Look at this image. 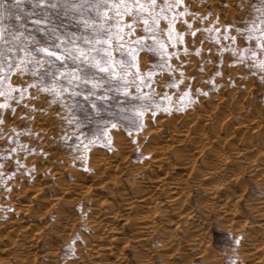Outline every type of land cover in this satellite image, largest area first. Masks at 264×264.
<instances>
[{
    "label": "rangeland",
    "instance_id": "obj_1",
    "mask_svg": "<svg viewBox=\"0 0 264 264\" xmlns=\"http://www.w3.org/2000/svg\"><path fill=\"white\" fill-rule=\"evenodd\" d=\"M185 4H189V0H185ZM238 4H241L242 10L237 8ZM250 5H254L256 9L261 7L259 0H243V3L242 0H191L188 11L191 13L198 12L199 16L203 19H195L192 15H189L182 18L189 22L188 25L180 21L175 23V31L183 35L182 44H176L175 48L169 46L163 53L141 51L138 57V77L132 75L137 72L135 66L125 65L126 70L129 72V75L125 77V79L132 81L128 89L131 93L129 100L132 101L133 97L140 96L141 99L139 103L147 101V107L142 109L144 114L141 120L137 122L136 126H133L130 120H123L121 118L119 121L116 119L111 121L112 123H118L117 128L108 127L105 129L103 120H109L111 117L105 113L103 120L91 118L88 106L81 103L79 107L75 108V112L72 114V119L74 121H83L82 125L76 126L74 135L73 126L67 123L65 119L66 113L57 103V98L46 95L37 96V93L33 90H29L31 92V98L26 96L23 101H19L17 97V100L9 101L14 112L0 108V249L3 250V253L0 254V262L8 261L12 264H17L20 263L22 259L21 264H92L94 261L103 260L106 262L104 264H118L116 257L113 255L106 261L94 257L92 253L87 251L88 248H90V244H95L97 242L104 243L108 240V238L96 240L95 234L97 233V229L91 228L87 222L89 216H93L89 208L97 206L98 203L100 204L98 201L102 200L101 198L104 197L103 195H105V197L109 196L108 200L115 198L116 201L118 200V202H120L118 199L120 191L124 192L126 188L127 191H132V185H136L133 184V181L138 183L137 181L141 182L143 180L142 176L144 177L145 170L140 169H145L151 162L147 148L149 150V146H153L152 141H150L151 139H148L152 138L154 135L151 131L153 130V126L161 127L164 129V132L167 130L166 133L171 128L168 133H172L175 128L186 129L189 127L195 130L199 120V122L201 121V124H203L198 127V129H200L199 131L206 129V131H202V133L205 132L209 134L211 131L213 133V129L211 130L210 127H212V121H215L214 124H217V126L219 123L223 124V128L225 124L228 128L231 124L229 129H232V125L234 128L245 126L249 128L248 131L250 130V134H253V140H257L255 139V131L259 128H261V130L264 129V75H262L261 69L258 67V62L252 57L251 52H244L246 48H251L253 51H256V44L249 42L246 34L241 36L237 31L241 28V20L239 17H243L247 21H251L254 18L255 13L252 12V9L249 7ZM124 19L128 20L129 18L125 17ZM229 21L232 22V28L227 27ZM159 26L163 29L167 27V24L165 21H161ZM257 26L259 27V25ZM68 27L72 31L78 30L76 24H69ZM133 28L135 29L134 35L129 40L123 41L125 51L123 53H114L119 59L127 61L129 59L127 46L143 35L140 24L133 25ZM200 28L220 29L219 41L217 42L212 38L217 35L215 32L210 36L206 31H197V29ZM123 31H127V29H123ZM191 32H196V36L193 37L190 34ZM224 32H227L234 39H224ZM157 35L161 41L167 42L166 32L157 33ZM202 39L204 40L203 44H201ZM193 40L195 41L194 45L191 43ZM144 43L151 44L152 41L147 40L144 41ZM184 47L188 48L187 54L182 51ZM196 49H200L199 54L196 53ZM234 49H239L240 52H244L245 58L242 63L239 52L233 55ZM173 52H178V57L173 55L171 59H168V54ZM258 55H260L261 59H264V54L258 53ZM2 74L3 73H0V75ZM10 82L13 85L17 84L14 74L11 75ZM7 83L8 82H5V87ZM4 102V98L0 97V103ZM233 102H237L238 104ZM249 103L253 105L251 106ZM248 104L251 108H249ZM114 107H117L118 110V106L115 102ZM182 107L184 108L182 109ZM207 107H211L212 109H208ZM224 110L225 112L227 111L228 115L227 113L225 114ZM179 111L181 112L179 113ZM205 111H207L208 114ZM217 112H220L219 115L225 119H219L220 117ZM211 113L214 117L212 119ZM223 113L225 116L222 115ZM201 114L205 115L199 118ZM214 114H217V117H215ZM231 114L232 116H230ZM126 115L135 116V112L130 111L126 113ZM203 117L208 118L203 120ZM190 118H194L193 122H190ZM168 121H171L172 124L170 122V124H166ZM240 121H242V124ZM243 121L245 122L243 123ZM232 122L234 124H232ZM257 123H261L260 126H257ZM192 125L195 127H192ZM149 126H152V128L150 129ZM164 126L166 127L164 128ZM252 126L253 128H251ZM137 127H139V130H137ZM227 127L222 129V136L226 135ZM172 128L174 129L172 130ZM104 131H107V136L103 134ZM129 133H131V135H129ZM212 133H210V135ZM239 133L242 132L240 131ZM77 137L82 143H77ZM143 142H146L145 147L143 146ZM238 142L240 143L241 141L237 140V143ZM256 143L257 145L264 146L262 142ZM249 144L252 143L250 142ZM257 149L253 150L257 151ZM112 152L116 154V159ZM205 152L207 153V151ZM106 156L111 159L110 162L115 161L112 165L108 164L109 169H111L113 173L107 172L108 169L105 172L101 170L100 167L102 166H99L101 165L100 158ZM200 158V156L194 157L195 164L198 163L196 164L198 166L201 165ZM141 159H144V161ZM116 162L117 164L119 163V165L122 164L121 167L119 166L118 168ZM63 163L64 166L62 165ZM65 164L67 166H65ZM143 165L145 168L142 167ZM136 166H139V168L141 166V168L139 169ZM135 167L137 170L134 169ZM57 168L60 173L57 172ZM98 169H100L99 173L96 171ZM119 169H122V172L119 171ZM240 172L243 175H241ZM107 173L109 178L106 176ZM239 174L241 175H239L240 184L238 185L237 183L234 186L235 188L239 187L236 189L233 187L234 192L236 190L239 191L238 195H236L237 198L234 195L237 204L236 208L240 214L237 218L239 221L236 220V222L232 223L228 216H222L218 207L219 205H216L217 207L213 209L209 207V193H207L206 187L203 186L206 180L203 181L205 178L201 177V180L197 181L199 179L196 178L197 176L195 174V178L192 177L194 180L191 179V183H189L187 186L188 188H186L187 195L185 198H187V202L189 200L187 203L189 205V210L207 215L203 216V218L206 217V227L201 233L202 235H200L199 244L201 245H198L200 246L199 248L198 246L187 247V243L190 242L189 239L192 234L196 232L183 222H177L179 224L181 223L180 225L175 224V222L172 224L173 226L168 225L166 226L168 228L165 229H167L166 231L174 230L178 225L177 238L179 247L181 246L182 249L179 251L174 248H161L163 246L160 237L155 234V236L149 239L147 244L149 250L152 251L148 254L152 264H264V261L261 262V258L248 256L251 255L249 254L250 252L247 251L244 241H240L237 235L240 229H247V227L256 222V217L253 216L252 212H249V207L252 204H258L259 201L264 198V186L260 182V176H254L249 171L247 172L246 169L239 171ZM36 176L38 179H36ZM241 177L243 180H241ZM102 179L105 180V182H103ZM65 182L67 183L65 184ZM120 182L121 185H119ZM70 183L72 184L70 185ZM107 183L109 186H107ZM112 183L113 185H111ZM69 186H72L75 190L71 187L72 190H70ZM118 186L119 188H117ZM122 186L124 191L120 189ZM39 187L42 189L39 190ZM63 187H67L66 191ZM85 187H88L87 190ZM82 188H85V190H80ZM91 189L94 194L98 195L94 199L89 200L84 196L86 194L84 192L89 191L92 193ZM111 189L114 192H108V190L110 191ZM42 190L44 192L46 191V193ZM39 191L43 192V197L45 196L49 199L44 198L39 200L38 197L37 200L34 199V195ZM70 191L72 193L75 192L72 194ZM77 191H84V194H81L82 192L80 193L83 197L79 195ZM94 191H96V193ZM237 191L235 193H237ZM116 192H118V194ZM32 193H34V195ZM69 193H71L70 195L72 196H70ZM57 195L59 197H57ZM62 195L65 197L63 198ZM28 196H31V200ZM91 200L92 202L95 200L93 202L94 204L90 203ZM37 202L40 203L38 204ZM43 202H46L47 205ZM44 205H46V207ZM24 206H26V208ZM61 206H63V208ZM56 207H61L60 211L62 214L58 211L59 208L57 209ZM30 208H32V210H30ZM34 210L36 211L35 213H30ZM67 211L70 212L67 213ZM204 211H206V213H204ZM60 214L62 216L69 214L70 218L66 224L59 223L60 221H58V219L60 218ZM83 215L86 218H84ZM127 215L125 216L129 218L131 213ZM126 221L127 220L123 218L117 225L121 232V237H123L126 242L122 239L121 242L116 245L115 251L118 254L120 253L119 255L124 257L129 264H137L138 260L149 258V256L140 257L139 251L136 249L139 245L134 237L132 228H129L130 226ZM31 223L35 227L31 225L33 228H29V224ZM20 224H22V227ZM25 224L28 225L25 227ZM11 225L15 226V230ZM19 225L20 227H18ZM21 229H31L35 234L33 235L32 233L34 237L29 234L30 238H37L35 240L32 239L34 240L31 249L32 253H28L29 257H26L27 259L23 258L24 254L19 255L23 246L26 245L23 244L24 242L22 243V240L17 241V239H19L18 235L22 231ZM39 231L41 232L39 233ZM15 234L18 235L16 236ZM236 242H238L241 247ZM262 242H264V240L260 243ZM19 243L22 244L19 246ZM262 246L264 248V243ZM15 251L16 253H14ZM159 252L165 255H160ZM171 255H173V259L170 257ZM162 259L164 261H162ZM48 260H51V262Z\"/></svg>",
    "mask_w": 264,
    "mask_h": 264
},
{
    "label": "snow or ice",
    "instance_id": "obj_2",
    "mask_svg": "<svg viewBox=\"0 0 264 264\" xmlns=\"http://www.w3.org/2000/svg\"><path fill=\"white\" fill-rule=\"evenodd\" d=\"M259 3V9L249 6L255 13L251 21L239 17L241 28L237 31L256 44V51L246 48L244 52H251L264 75V59L258 55L264 54V0ZM189 4H185V0H0V73H3L0 97L5 100L0 108L14 112L9 101L17 97L19 101L26 96L31 98L29 90H33L37 96L57 98L66 113L67 123L73 126L74 135L76 126L83 124L72 119L75 108L81 103L88 106L91 118L103 120L105 113L111 117L103 120L105 129L117 128L118 123L111 121L121 118L136 126L147 101L139 103L140 96L129 100L132 81L125 79L129 75L125 65L135 66L137 72L132 75L138 77L141 51L163 53L169 46L175 48L176 44H182L183 35L175 31V23L188 25L182 18L189 15L203 19L198 12L188 11ZM237 8L242 10L241 4ZM161 21L166 22V28H160ZM69 24H76L78 30H70ZM135 24H140L143 35L127 46L129 59H119L114 53L125 51L123 41L134 35ZM227 27H233L231 21ZM197 31H206L210 36L215 32L217 35L212 38L219 41L220 29ZM164 32L167 42L157 35ZM190 34L196 36V32ZM223 38L234 39L227 32L223 33ZM147 40L152 43H144ZM203 42L202 39L201 44ZM191 43L194 45L195 41ZM182 51L187 54L188 48ZM199 52L200 49H196V53ZM238 52L242 63L244 52L234 49L233 55ZM173 55L178 57V52L168 54V59ZM12 74L16 85L10 82ZM5 82H8L6 87ZM130 111H134L135 116L126 115ZM103 134L108 135L107 131ZM76 139L77 143H82L78 137Z\"/></svg>",
    "mask_w": 264,
    "mask_h": 264
},
{
    "label": "bare ground",
    "instance_id": "obj_3",
    "mask_svg": "<svg viewBox=\"0 0 264 264\" xmlns=\"http://www.w3.org/2000/svg\"><path fill=\"white\" fill-rule=\"evenodd\" d=\"M213 1V0H212ZM232 1V0H231ZM193 9V8H192ZM218 15V14H217ZM218 18V17H217ZM220 19V18H219ZM227 86V85H226ZM244 97V96H243ZM233 103H237V102H233ZM213 104V103H212ZM217 104V103H216ZM215 104V105H216ZM219 104V103H218ZM238 104V103H237ZM251 106L253 105L252 103ZM248 104V105H249ZM230 105V103H229ZM247 105V106H248ZM212 106V105H211ZM220 106V105H219ZM218 106V107H219ZM214 107V106H213ZM223 107V106H221ZM236 107V105H235ZM242 107V106H241ZM184 107H182L183 109ZM206 108V107H204ZM208 108V107H207ZM211 108V107H210ZM208 108V109H210ZM237 108V107H236ZM249 108L250 105H249ZM248 108V109H249ZM207 109V110H208ZM212 109V108H211ZM218 109V108H217ZM220 109V108H219ZM175 110V109H173ZM189 110V109H188ZM226 110V109H225ZM224 110V112H225ZM190 111V110H189ZM204 111V109H203ZM202 111V112H203ZM248 111V110H247ZM181 111H179L180 113ZM207 112V111H205ZM209 112V110H208ZM207 112V114H208ZM230 112V111H229ZM170 113V111H169ZM183 113V112H182ZM220 113V112H219ZM219 113L217 112L218 116L220 117L219 119L223 120L225 118L221 117V115H219ZM222 113V112H221ZM227 113V111L225 112V114ZM3 114V113H2ZM178 114V113H177ZM186 114V113H185ZM212 114V113H211ZM216 114V115H217ZM244 114V113H243ZM253 114V113H252ZM158 115V114H157ZM171 115V113H170ZM205 115V114H203ZM201 114V116L199 118H201L203 116ZM215 115V114H214ZM215 115V117H217ZM224 115V113L222 114ZM228 115V113H227ZM255 115V114H254ZM180 116V114H179ZM208 116V115H207ZM225 116V115H224ZM232 116V114L230 115ZM173 117V116H172ZM237 117V116H236ZM249 117V116H248ZM169 118V117H168ZM171 118V117H170ZM179 118V117H178ZM208 118V117H205ZM204 117L202 118L203 120L205 119ZM214 118L213 114L211 115V119ZM223 118V119H222ZM231 118V117H228ZM243 118V117H242ZM254 118V117H253ZM191 119V118H190ZM187 119V120H190ZM193 119H191L190 122H193ZM250 119V118H247ZM246 119V120H247ZM264 119V118H263ZM202 120V121H203ZM207 120V119H206ZM244 120V119H242ZM225 121V120H224ZM237 121V120H236ZM258 121V120H257ZM263 121V120H262ZM160 122V121H159ZM158 122V123H159ZM171 121H168L166 124H170ZM187 122V121H186ZM185 122V123H186ZM215 122V121H214ZM214 122L212 121V127L211 130L213 129V133L212 131L210 133H212L210 135L207 133H202V131H206L205 130H201L198 129V127H200V125L202 122L198 120V124L196 125V127L194 125H192V127H195L194 129L191 128H186V129H179V128H172V130L174 129V132H170V129L168 130V132L166 133V131L164 132V129H162L161 127H154L153 126V130H151L153 132V137L152 138H148L151 139L150 141H152L153 146L150 147L149 146V150L147 148L148 152V156L151 159V162L148 164V166L145 168L144 165L142 167H144L145 169H142L141 166L139 168V166H136L137 168H139L140 170H145V174L144 177L142 176V181L138 183H135L133 181V184L136 185H132V191H127V188L123 189V186L120 189H123L121 192L119 193L118 199L120 202H118V200L116 201L115 198L108 200V197L105 195H103L104 197H102L100 201V204L96 203L97 206L95 207H91L89 208L90 211L92 212V217L89 216V220H87L89 226L93 229H97V233L95 234V238L96 240L98 239H102L104 240L105 238H108L107 242L104 243H93L90 244V248H88L87 251H89L90 253H92L94 255V257H98L99 259H104L107 261V259H109L112 255L116 257V260L118 261V264H129V262L122 257L121 255H119L116 251H115V247L117 244H119L121 242V240L123 239V237H121V232L119 230V228L117 227V225L120 223L121 220L126 219L128 225L130 226L129 228H132V231L134 233V237L138 243L139 246L136 247V249L139 251V255L140 257H148L152 251L149 250V248L147 247V244L149 242V239L152 238L153 236H155V234H157L160 237L162 246L161 248L163 249H167V248H174L175 250H181V246L179 247V243H178V232H177V228H171L174 230H168L165 228H168L166 226L168 225H172L173 223L175 224H179L177 222H183L186 225H189V227L193 228L196 233L192 234L191 238L189 239V243H187V247H197L200 241V235H202L201 233L203 232L204 228L206 227V220L205 218H203V216H207V215H202L200 213L197 212H193L192 210H189V205L187 204L189 202L186 201L187 198L186 197V188H188V184L191 183V179L192 177H194V175L196 174V178H198L200 181L201 177H204L206 180L205 181V186L207 189V193H209V198H210V202L208 205L211 209L216 208L218 205L220 212L222 213V216H228V218L230 219V221L232 223L236 222V220H238L237 218L240 216L238 209L236 208V201L235 199L237 198L236 195H238V192L235 193L233 187L238 183V185L240 184V176L243 175L239 174V171L241 170H245L250 173H252L254 176L258 175L260 176L261 180V184L264 186V146H260L257 145L256 142H262L264 143V129L261 130V128H259L258 130H256V138L257 140H253L254 136L251 133L250 134V130L248 131L249 128L244 127H235L232 125V129L227 127V125L225 124V127L223 128V124H220L217 126V124H214ZM242 124V121H240ZM245 121H243L244 123ZM261 122V121H258ZM3 123V122H2ZM43 123V122H42ZM146 123V122H145ZM217 123V122H216ZM228 123V122H225ZM48 124V123H47ZM172 124V123H171ZM232 124H234L232 122ZM238 124V123H237ZM261 123H257V126H260ZM264 124V123H263ZM262 124V126H263ZM50 125V124H49ZM146 125V124H145ZM164 125V123H163ZM187 125V124H185ZM240 125V124H239ZM247 125V124H246ZM249 125V123H248ZM252 125V124H251ZM256 125V124H255ZM253 125V126H255ZM46 126V125H45ZM171 126V125H169ZM207 126V125H206ZM209 126V125H208ZM238 126V125H237ZM253 126L251 128H253ZM53 127V126H52ZM150 127V126H149ZM163 127V126H162ZM166 126H164L165 128ZM202 127V126H201ZM226 129V135L222 136V129ZM250 127V126H249ZM152 128V126L150 127V129ZM182 128V127H180ZM263 128V127H262ZM198 129V130H197ZM229 129V130H228ZM246 129V130H245ZM143 130V129H142ZM148 130V129H147ZM199 131V132H198ZM242 133H239V132ZM248 131V132H247ZM151 132V135H152ZM40 133V132H39ZM241 134V135H238ZM150 135V136H151ZM114 136V135H113ZM149 136V137H150ZM116 137V136H115ZM121 137V136H120ZM122 138V137H121ZM120 139V138H119ZM135 139V138H133ZM241 141L240 143H237V140ZM253 140V141H252ZM133 141V140H132ZM116 142V141H115ZM119 142V141H118ZM252 144H249V143ZM117 143V142H116ZM127 143V142H126ZM125 143V144H126ZM146 143V142H145ZM145 143L143 142V146L145 147ZM114 144V143H113ZM118 144V143H117ZM116 144V145H117ZM151 144V145H152ZM122 145V144H121ZM150 145V144H148ZM142 146V147H143ZM120 147V146H119ZM124 147V146H122ZM121 147V149H122ZM148 147V146H147ZM263 147V148H262ZM125 148V147H124ZM123 148V149H124ZM140 148V147H139ZM259 150H258V149ZM206 149V150H205ZM257 149V151L254 150ZM261 149V150H260ZM207 151V153L205 152ZM259 151V152H258ZM108 152V151H107ZM124 152V151H123ZM101 153V152H100ZM113 153V152H112ZM252 153V154H251ZM114 154V153H113ZM118 154V153H117ZM121 154V153H120ZM103 155V154H102ZM110 155V154H109ZM116 154H114L115 157ZM147 155V154H146ZM196 156H200V160H201V165L198 166L195 164V160L194 157ZM88 157V156H87ZM128 157V156H127ZM8 158V157H7ZM91 158V157H90ZM100 158V157H99ZM125 158V156H124ZM114 159V158H113ZM116 159V157H115ZM118 159V157H117ZM26 160V159H25ZM97 160V159H96ZM101 160V165L100 167L101 170L103 171H108L109 173H113L111 172V169H109L108 164H113L114 162H110V158L108 156L106 157H102L100 158ZM103 160V161H102ZM119 160V159H118ZM144 161V159H141ZM57 161V160H56ZM121 162V161H120ZM128 162V161H127ZM140 162V161H139ZM142 162V161H141ZM147 162V161H146ZM149 162V160H148ZM147 162V163H148ZM50 163V162H49ZM90 163V162H89ZM96 163V162H95ZM37 164V161H36ZM117 164V162H116ZM115 164V166H116ZM64 166V163L62 164ZM118 168L119 166L121 167V165H119V163L117 164ZM137 165V164H136ZM146 165V164H145ZM34 166V165H33ZM56 166V165H55ZM54 166V167H55ZM65 166H67L65 164ZM110 166V165H109ZM115 166L113 165V167L115 168ZM96 167V166H95ZM124 167V166H123ZM136 167L134 168L135 170ZM35 168V167H34ZM40 168V167H39ZM69 168V167H68ZM94 168V167H93ZM99 168V167H98ZM103 168V169H102ZM112 168V167H111ZM113 168V169H114ZM129 168V167H128ZM73 169V168H72ZM133 169V168H130ZM133 169V170H134ZM59 169L57 168V172ZM74 170V169H73ZM99 170H96L99 173ZM110 170V171H109ZM122 170V169H121ZM119 169V171H121ZM92 171V170H91ZM102 171V172H103ZM114 171V170H113ZM117 172V171H116ZM122 172V171H121ZM133 172V171H132ZM144 172V171H143ZM245 172V171H244ZM60 173V172H59ZM101 173V172H100ZM104 173V172H103ZM102 173V174H103ZM52 174V173H51ZM64 174V173H63ZM74 174V173H73ZM77 174V172H76ZM119 174V173H118ZM60 175V174H59ZM91 175V173H90ZM111 175V174H110ZM113 175V174H112ZM139 175V174H138ZM240 175V176H239ZM84 176V175H83ZM104 176V175H103ZM101 176V177H103ZM106 176H108V173L106 174ZM114 176V175H113ZM256 176V177H258ZM57 177V176H54ZM61 177V176H59ZM111 177V176H110ZM118 177V176H117ZM123 177V176H122ZM243 177V176H242ZM241 177V180H243ZM64 178V177H63ZM104 178V177H103ZM106 178V177H105ZM109 178V176H108ZM113 178V177H112ZM111 178V179H112ZM115 178H116V174H115ZM114 178V179H115ZM119 178V177H118ZM141 178V177H140ZM195 178V177H194ZM36 179L37 176H36ZM35 179V180H36ZM40 179V178H39ZM66 179V178H65ZM85 179V178H84ZM92 179V178H89ZM107 179V178H106ZM110 179V180H111ZM120 179V178H119ZM136 179V178H134ZM46 180V179H45ZM64 180V179H63ZM62 180V181H63ZM83 180V178H82ZM101 180V179H98ZM103 180V179H102ZM109 180V179H108ZM117 180V179H116ZM194 180V179H192ZM196 180V179H195ZM37 181V180H36ZM65 181V180H64ZM63 181V184H64ZM77 181V180H76ZM113 181V179H112ZM111 181V182H112ZM121 181V180H120ZM239 181V182H238ZM50 182V181H49ZM78 182V181H77ZM91 182V181H90ZM103 182H105V180H103ZM107 182V180H106ZM110 182V181H108ZM115 182V181H114ZM118 182V181H117ZM58 183V181H57ZM67 182H65L66 184ZM80 183V182H79ZM84 183V182H83ZM82 183V184H83ZM86 183V182H85ZM258 183V182H257ZM44 184V183H43ZM72 183H70L71 185ZM110 184V183H109ZM117 184V183H116ZM123 184V183H122ZM129 184V183H128ZM202 184V183H201ZM53 185V184H52ZM69 185V184H68ZM74 185V184H73ZM76 185V183H75ZM87 185V184H86ZM113 185V183L111 184ZM121 185V182L120 184ZM21 186V185H20ZM67 186V185H66ZM85 186V185H84ZM83 186V187H84ZM90 186V185H89ZM107 186L108 183H107ZM115 186V185H114ZM36 187V186H35ZM55 187V186H54ZM62 187V186H61ZM74 189L72 186H69V189L72 190ZM79 187V186H78ZM111 187V186H110ZM116 187V186H115ZM204 187V189H205ZM239 187V186H238ZM236 187V188H238ZM38 188V186H37ZM51 188V187H50ZM64 190L66 191V188L63 187ZM86 188V187H85ZM85 188L80 189V190H85ZM88 188V187H87ZM86 188V190H87ZM91 188V187H90ZM99 188V187H98ZM97 188V189H98ZM113 188V187H112ZM119 188V186L117 187ZM235 188V187H234ZM235 188V189H236ZM42 189L39 187V190ZM104 189V188H103ZM114 189V188H113ZM205 189V190H206ZM233 189V190H232ZM44 190V189H43ZM42 190V191H43ZM46 190V189H45ZM75 190V189H74ZM78 190V189H77ZM92 190V189H91ZM106 190V189H105ZM190 190V189H189ZM34 191V190H33ZM39 191L38 193H36L34 195V193H32L34 195V199H38L42 200V199H49L48 197L46 198L45 196L43 197V192ZM101 191V190H100ZM117 191V190H115ZM42 192V193H41ZM57 192V191H55ZM71 192V191H70ZM75 192V191H74ZM74 192L72 194H74ZM79 192V191H77ZM82 192V193H81ZM84 191H80L79 195L86 193L84 196H86L89 200L90 199H94L97 195L91 192H84ZM96 193V191H94ZM108 192H114L112 191V189ZM22 193V192H21ZM46 193V191L44 192ZM63 193V192H62ZM61 193V194H62ZM69 193V195L71 194ZM81 193V194H80ZM118 194V192H116ZM189 193V192H188ZM57 194V193H56ZM78 194V193H77ZM105 194V193H104ZM113 194V193H112ZM49 195V194H48ZM59 195V194H58ZM57 195V197H59ZM64 195V194H63ZM62 197L64 198L65 196ZM109 195V194H108ZM111 195V194H110ZM116 195V194H114ZM191 195V194H190ZM235 195V197H234ZM56 196V195H55ZM61 196V195H60ZM72 196V195H70ZM69 196V197H70ZM82 196V195H81ZM240 196V195H239ZM29 197V196H28ZM31 197V196H30ZM29 197V198H30ZM38 197V198H37ZM61 197V198H62ZM83 197V196H82ZM85 197V198H86ZM33 198V197H32ZM56 198V197H53ZM68 198V197H67ZM74 198V197H73ZM71 198V199H73ZM111 198V197H110ZM259 198V197H258ZM28 199V198H27ZM69 199V198H68ZM70 199V200H71ZM196 199V198H194ZM31 200V198H30ZM66 200V199H65ZM64 200V201H65ZM83 200V199H81ZM207 200V199H206ZM52 201V200H50ZM72 201V200H71ZM95 201V200H94ZM93 201V202H94ZM28 202V201H27ZM32 202V201H30ZM29 202V203H30ZM48 202V201H47ZM60 202V201H58ZM66 202V201H65ZM92 200L90 203H93ZM122 202V203H121ZM198 202V201H197ZM201 202V201H200ZM206 202V201H205ZM207 202V203H208ZM28 203V204H29ZM38 203V202H37ZM40 203V202H39ZM38 203V204H39ZM46 203V202H43ZM52 203V202H51ZM206 203V204H207ZM216 203V204H215ZM218 203V204H217ZM53 204V203H52ZM60 204V203H59ZM71 204V202H70ZM94 204V203H93ZM199 204V203H198ZM215 204V205H214ZM47 205V203H46ZM46 205H44L46 207ZM50 205V204H48ZM58 205V203H57ZM69 205V204H68ZM84 205V204H83ZM87 205V204H86ZM203 205V204H202ZM217 205V206H216ZM23 206V205H22ZM27 206V205H26ZM26 206H24L26 208ZM30 206V205H29ZM56 206V205H55ZM193 206V205H192ZM201 206V205H200ZM206 206V205H205ZM213 206V207H212ZM20 207V206H19ZM28 207V206H27ZM63 208V206H61ZM60 207V208H61ZM90 207V206H89ZM29 208V207H28ZM34 208V207H33ZM57 209L59 207H56ZM59 208V212L61 213ZM66 208V207H65ZM64 208V209H65ZM83 208V207H82ZM209 208V209H210ZM35 209V208H34ZM63 209V211H64ZM72 209V208H71ZM205 209V208H204ZM203 209V210H204ZM24 210V209H23ZM30 210H32V208H30ZM62 210V209H61ZM198 210V209H197ZM200 210V209H199ZM206 210V209H205ZM249 212L253 213V216L256 217V222L252 225H250L249 227H247V229H240V231L238 232V237L240 239V241H244L245 246L247 251H249L251 255L248 256H256V258H261L260 260H262L261 262L264 261V248H263V243H260L262 240H264L263 236H264V198L261 199L259 201V203L255 204V205H251L249 207ZM86 211V210H85ZM28 212V211H27ZM35 213L36 211H32L30 213ZM54 212V211H53ZM70 212V211H69ZM67 211V213H69ZM87 212V211H86ZM202 212V211H201ZM243 212V211H242ZM58 213V212H57ZM75 213V212H74ZM131 216H129V218H127V214H130ZM203 213V212H202ZM204 213H206V211H204ZM209 213V212H208ZM251 213V214H252ZM42 214V213H41ZM62 214V213H61ZM60 214V218L58 219V221H60V224H66L68 219L70 218L69 214H66L64 216H62ZM88 214V213H87ZM28 215V214H27ZM30 215V214H29ZM44 215V214H43ZM71 215V214H70ZM127 215V216H125ZM57 216V215H56ZM19 217V216H18ZM45 217V216H44ZM84 217V215H83ZM22 218V217H21ZM37 218V217H36ZM58 218V217H57ZM86 218V217H84ZM222 218V217H221ZM56 219V218H55ZM224 219V218H223ZM15 220V219H14ZM21 220V219H20ZM73 220V219H72ZM7 221V220H6ZM13 221V220H12ZM54 221V220H53ZM239 221V220H238ZM237 221V222H238ZM16 222V221H15ZM31 222V221H29ZM28 222V223H29ZM71 222V219H70ZM69 222V223H70ZM125 222V223H126ZM8 223V222H7ZM6 223V224H7ZM12 223V222H10ZM18 223V222H17ZM33 223V222H32ZM29 224V228H33V224ZM68 223V224H69ZM74 223V222H73ZM180 223V224H181ZM231 223V224H232ZM9 224V223H8ZM15 224V223H14ZM49 224V223H48ZM123 224V223H122ZM174 224V225H175ZM179 224V225H180ZM13 225V224H12ZM11 225V226H12ZM22 227V224H20ZM20 225L18 227H20ZM25 224L24 226L26 227ZM33 225V226H31ZM56 225V224H55ZM244 225V224H243ZM23 226V227H24ZM88 226V225H87ZM173 226V225H172ZM3 227V226H2ZM13 228L15 226H12ZM17 227V225H16ZM35 227V226H34ZM52 227V225H51ZM171 227V226H170ZM181 227V226H180ZM179 227V228H180ZM246 227V226H245ZM4 228V227H3ZM11 228V227H10ZM28 228V227H27ZM40 228V227H39ZM38 228V229H39ZM20 229V228H18ZM165 229V230H164ZM15 230V228H14ZM13 230V231H14ZM22 230V229H21ZM20 230V231H21ZM43 230V229H42ZM41 230V231H42ZM55 230V229H54ZM58 230V229H57ZM231 230V229H230ZM31 229H26V230H22L18 237V240H22L23 244H26L25 246H23L22 251H20L19 255H23L24 254V259L26 257H29V254L31 252L32 249V245H33V241L37 238H30V235L35 234L33 231H31ZM39 231V233L41 232ZM59 231V230H58ZM182 231V230H181ZM186 231V230H185ZM232 231V230H231ZM17 232V231H14ZM66 232V231H65ZM65 232H61V233H65ZM93 232V231H92ZM60 233V232H59ZM94 233V232H93ZM30 234V235H29ZM204 234V233H203ZM16 235V234H15ZM16 235V236H17ZM32 235V236H33ZM38 235V234H36ZM35 235V236H36ZM127 236V235H126ZM204 236V235H203ZM34 237V236H33ZM89 237V236H88ZM128 237V236H127ZM17 238V237H16ZM104 238V239H103ZM4 239V238H3ZM34 239V240H32ZM124 240V239H123ZM238 240V239H237ZM3 241V240H2ZM124 242H126L124 240ZM128 242V241H127ZM181 242V241H180ZM22 243H19L18 245L20 246ZM238 243V242H236ZM6 244V243H5ZM151 244V243H150ZM242 244V243H241ZM10 245V244H9ZM12 245V244H11ZM239 245V243H238ZM161 246V245H160ZM240 246V245H239ZM238 246V247H239ZM200 246H198L199 248ZM241 247V246H240ZM20 248V247H19ZM207 249V248H206ZM51 250V249H49ZM160 251V249H159ZM205 251V250H204ZM212 251V250H210ZM50 252V251H49ZM195 252V251H194ZM209 252V250H208ZM3 253V250L0 249V254ZM16 253V251L14 252ZM32 253V252H31ZM53 253V251H52ZM177 253V252H176ZM205 253V252H204ZM10 254V253H9ZM153 254V253H152ZM160 255H165L162 254L161 252H159ZM175 256V255H174ZM1 257V256H0ZM6 257V256H5ZM173 259V255L170 256ZM179 257V256H178ZM203 257V256H202ZM15 258H16V254H15ZM19 258V257H18ZM22 258V257H21ZM255 258V257H254ZM4 259V258H3ZM27 259V258H26ZM113 259V258H112ZM8 260V259H7ZM137 260V258H136ZM26 261V260H25ZM49 261V260H48ZM112 261V260H111ZM162 261H164L162 259ZM207 261V260H206ZM51 262V260L49 261ZM137 264H152L151 260H150V256L149 258H142V260H138ZM259 262V260H258ZM22 263V259L20 263L17 264H21ZM27 263V262H26ZM106 262L102 261H94L92 264H104ZM0 264H12L11 262L8 261H2L0 262ZM65 264V263H64ZM259 264V263H258Z\"/></svg>",
    "mask_w": 264,
    "mask_h": 264
}]
</instances>
